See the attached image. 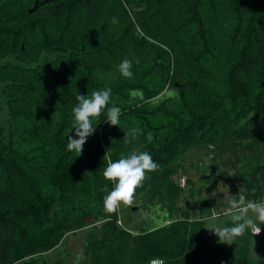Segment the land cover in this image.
<instances>
[{
  "label": "trees",
  "instance_id": "trees-1",
  "mask_svg": "<svg viewBox=\"0 0 264 264\" xmlns=\"http://www.w3.org/2000/svg\"><path fill=\"white\" fill-rule=\"evenodd\" d=\"M38 1L27 13L33 0H0V264H47L43 255L87 227L83 264H264L249 255L252 242L264 251V224L225 248L204 231L210 213L177 206L193 186L174 179L182 155L203 147L226 156L247 200L264 197V0ZM124 59L131 79L118 71ZM106 88L120 123L106 122V108L82 153L69 151L77 95ZM134 128L142 133L123 143ZM134 150L159 165L133 198L161 223L132 233L117 224L120 209L104 210L113 184L103 171Z\"/></svg>",
  "mask_w": 264,
  "mask_h": 264
},
{
  "label": "clouds",
  "instance_id": "clouds-1",
  "mask_svg": "<svg viewBox=\"0 0 264 264\" xmlns=\"http://www.w3.org/2000/svg\"><path fill=\"white\" fill-rule=\"evenodd\" d=\"M112 23H118L114 17ZM139 63V60H136ZM132 61L124 59L118 65V71L124 78L131 79L133 73ZM135 95V93H134ZM78 103L72 109V130L74 136L68 135L67 149L69 151L82 153L83 145L91 136L95 127L93 120L98 119L107 108L106 122L110 126H117L120 123L121 110L118 107H108L111 102V89L93 91L91 96L77 95ZM71 130V131H72ZM142 130L134 128L129 133L124 134L123 143L128 144L131 139L140 135ZM151 143L153 136L149 132L146 137ZM159 170V165L152 159L147 151H132L126 156H122L115 162L109 160L103 171V178L113 184L112 190L108 191L103 198V207L106 213H116L122 205H131L136 189L142 185L147 173ZM107 191V189H105ZM230 219L232 226H214L210 231L218 237V242L231 245L236 238L242 237L246 231L252 229L254 235L261 232L260 225L264 224V200L259 202L249 201L240 191L238 195L231 196L229 200ZM110 218V217H107ZM149 264H165L163 259H153Z\"/></svg>",
  "mask_w": 264,
  "mask_h": 264
},
{
  "label": "rangeland",
  "instance_id": "rangeland-1",
  "mask_svg": "<svg viewBox=\"0 0 264 264\" xmlns=\"http://www.w3.org/2000/svg\"><path fill=\"white\" fill-rule=\"evenodd\" d=\"M214 152L207 150L203 147H193L188 150L177 161L175 167L174 179L184 176L187 181L193 186V190L190 192H183L178 200L177 206L180 209H186L190 213L192 218L202 217L207 214H211V217L206 218L204 222V231L209 237L214 240H218L212 231L214 226L228 227L225 223L231 222L229 210V200L231 196H235L241 190L236 184H230L228 182H217L210 190H205L212 177L219 172L224 171L228 176L233 174L232 165H222V160L225 159V155H217L213 158ZM238 159L241 161L248 160L250 164L254 163L252 154L243 152L239 154ZM240 161V160H239ZM236 162V167L239 166ZM230 163V162H229ZM258 163H264V154L258 160ZM214 166L215 169L211 170L210 166ZM264 177V174H263ZM264 183V180L262 181ZM209 200L210 212L203 211L199 208L203 200ZM264 200V197L261 198ZM260 200V201H261ZM143 201V197L133 198L131 205H122L120 208V216L117 224L123 226L124 229L134 233L139 228H152L159 226L161 218L157 217V211L155 208L143 209L140 208ZM130 208H133L130 210ZM98 226V225H97ZM90 227L80 230L75 235H66L61 243L42 256V259L47 264H83L87 261L86 256L83 254V242L88 237ZM94 237H98V232L93 233ZM223 247L229 248L238 246L234 243L231 245L220 243ZM250 257L252 258H264V251H261L254 242L250 244Z\"/></svg>",
  "mask_w": 264,
  "mask_h": 264
},
{
  "label": "water",
  "instance_id": "water-1",
  "mask_svg": "<svg viewBox=\"0 0 264 264\" xmlns=\"http://www.w3.org/2000/svg\"><path fill=\"white\" fill-rule=\"evenodd\" d=\"M43 2L42 1H38V0H33L32 6L30 8L27 9V13H31L33 11L36 10V8L38 7V5H41ZM211 170H214L215 167L214 166H210ZM224 182H228L230 184H236L237 180L234 174H231L230 176H227L224 178ZM133 208H130V210H132Z\"/></svg>",
  "mask_w": 264,
  "mask_h": 264
},
{
  "label": "built area",
  "instance_id": "built-area-1",
  "mask_svg": "<svg viewBox=\"0 0 264 264\" xmlns=\"http://www.w3.org/2000/svg\"><path fill=\"white\" fill-rule=\"evenodd\" d=\"M176 183H177L178 187L183 188L185 186V183H186V178L184 176H181V177L176 179ZM250 231L254 235V231L252 229H250ZM257 235H259V234H257Z\"/></svg>",
  "mask_w": 264,
  "mask_h": 264
}]
</instances>
